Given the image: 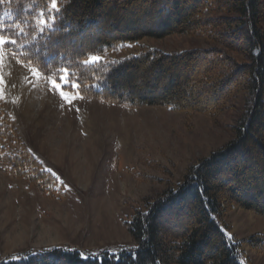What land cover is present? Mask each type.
<instances>
[{"label":"trees","instance_id":"1","mask_svg":"<svg viewBox=\"0 0 264 264\" xmlns=\"http://www.w3.org/2000/svg\"><path fill=\"white\" fill-rule=\"evenodd\" d=\"M263 0H0L4 47L44 76L82 96L128 107L165 106L216 113L246 92L236 137L186 169L124 226L135 245L96 256L49 247L6 256L0 264H251L242 243L264 254V232L234 240L224 222L236 208L264 216ZM9 14L4 17V14ZM52 18L49 20V18ZM182 34L214 43L167 53L143 46L119 59L85 61L145 37ZM10 145H14L13 148ZM0 170L54 196L57 178L0 110Z\"/></svg>","mask_w":264,"mask_h":264},{"label":"rangeland","instance_id":"2","mask_svg":"<svg viewBox=\"0 0 264 264\" xmlns=\"http://www.w3.org/2000/svg\"><path fill=\"white\" fill-rule=\"evenodd\" d=\"M262 2L259 26L264 30ZM211 45L202 36L145 37L85 61L93 62V56L123 58L143 46L171 53ZM68 84L65 74L61 80L44 76L5 47L0 49V110L13 117L25 145L55 173L58 184L55 195L47 196L27 180L0 170V260L49 247L95 256L134 246L124 226L134 209L176 187L186 169L234 139L247 111L244 90L222 111L210 114L125 107L82 96L75 83L73 90ZM224 222L234 240L264 232V216L250 210L235 207ZM241 249L251 264H264V254L247 243Z\"/></svg>","mask_w":264,"mask_h":264},{"label":"snow or ice","instance_id":"3","mask_svg":"<svg viewBox=\"0 0 264 264\" xmlns=\"http://www.w3.org/2000/svg\"><path fill=\"white\" fill-rule=\"evenodd\" d=\"M52 7L55 9L57 7V3L56 0H52ZM11 42L10 40H6L5 37L0 36V49H2L7 43ZM92 61H97L99 59V57L93 56L90 58ZM38 74V73H37ZM65 99L68 98V94L67 93H63ZM62 95V93H61Z\"/></svg>","mask_w":264,"mask_h":264},{"label":"clouds","instance_id":"4","mask_svg":"<svg viewBox=\"0 0 264 264\" xmlns=\"http://www.w3.org/2000/svg\"><path fill=\"white\" fill-rule=\"evenodd\" d=\"M62 95H64V94L62 93Z\"/></svg>","mask_w":264,"mask_h":264}]
</instances>
